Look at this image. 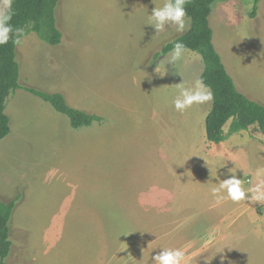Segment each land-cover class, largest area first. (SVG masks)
<instances>
[{"label": "rangeland", "instance_id": "374dc122", "mask_svg": "<svg viewBox=\"0 0 264 264\" xmlns=\"http://www.w3.org/2000/svg\"><path fill=\"white\" fill-rule=\"evenodd\" d=\"M163 3L60 0L62 43L49 46L34 34L20 40L16 51L21 86L63 93L71 107L102 121L74 130L66 117L34 96L22 90L10 95L5 110L10 133L0 141V202L18 200L9 223L11 246L5 264H154L153 257L167 248L183 249L182 264H198L193 254L213 247L190 243L207 236V231L195 229L204 219L216 225V240L224 235L232 241L225 244L229 252L223 264H264V237L253 240L234 226L243 215L242 222L256 223L250 216L263 210L264 201L245 199L249 208L242 212L229 199L217 208L213 200L198 202L195 208L187 205L183 210L191 214L179 217L189 215L194 221L175 230H169L175 214L149 212V191L161 188L166 179L171 191L185 195L180 197L184 201L195 191L214 199L212 189L233 174L240 180L248 174L241 182L249 195L251 184L264 179V162L263 170H257V160L262 164L259 148L251 143L241 142L230 150L235 157L227 154L229 162L215 169L194 171L180 163L176 167L157 154L158 144H152L151 137L163 141L167 132L176 159L183 157L184 142L198 143L199 133L205 138L204 124L194 130L193 122L198 121L196 113L203 117L212 104L194 105L184 113L172 105L173 85L182 77L191 83L202 72L196 53H188L179 66L182 77L171 65L165 66L163 77L155 72L163 57L154 61V53L188 31L178 33L175 26H167L155 33L147 25L152 9ZM253 4L218 2L208 22L213 47L236 89L264 105V0L254 15ZM255 131L251 127L249 133ZM241 154H246L249 170L240 166ZM202 205L209 206L205 213ZM258 227L251 235H257ZM208 255L216 260L208 264H221V255Z\"/></svg>", "mask_w": 264, "mask_h": 264}, {"label": "trees", "instance_id": "16d2710c", "mask_svg": "<svg viewBox=\"0 0 264 264\" xmlns=\"http://www.w3.org/2000/svg\"><path fill=\"white\" fill-rule=\"evenodd\" d=\"M224 0H188L185 5L190 28L182 35L169 39L154 55V61L166 56L176 42L184 43L191 52L200 56L203 69L199 77L210 87L213 100L204 120L206 140L219 144L227 137L255 127L264 136V105L248 99L240 93L227 74L220 56L212 44V30L208 18L212 7ZM259 0H254V15ZM60 0H13L11 24L20 29L18 37L13 33L6 45L0 46V141L10 133V119L6 115V103L11 94L22 90L48 104L56 113L66 117L69 126L78 130L102 121L98 115L71 107L62 93H48L19 84V63L17 60L16 38L34 34L49 46L62 43L63 34L59 30L57 17ZM229 122L227 131L224 126ZM18 198L0 202V264H5L10 253L8 239L9 223Z\"/></svg>", "mask_w": 264, "mask_h": 264}, {"label": "crops", "instance_id": "0c3cea01", "mask_svg": "<svg viewBox=\"0 0 264 264\" xmlns=\"http://www.w3.org/2000/svg\"><path fill=\"white\" fill-rule=\"evenodd\" d=\"M208 112L206 111V113L203 117L201 116V113H196L198 115L197 116L198 121L193 122L194 130H195V128L198 130L201 127L202 123L204 124V120H205V117L208 114ZM249 130L241 131L237 134H233V135L227 137L223 142H221L219 144H212L206 140L205 129H204L205 138L203 137L202 133H199V140H197L198 143L196 141H193L191 143L184 142V144L182 145L184 147L183 148L184 153H183V157L181 159H176L175 157H176L177 153L173 151V148H171V149L169 148V143H168L169 138H168L167 132H166V135L163 137V141H159L158 139L153 138V137H151L150 140H151L152 144H158V145H155L157 154L160 155V153H162L164 155V158H165L164 161L165 162H168V159H170L172 162L175 163L176 167H177L176 163H180V164L184 165V167L186 169L193 168L194 171H196L197 169H215L216 167L223 166L227 162V156H226L227 154L228 155L232 154L231 157H235V155H236L233 151H230V150H233V149L239 147L241 142H242L241 145L251 143L252 147L257 148V149L259 148V152H260L259 155H260V160H261L262 164L259 165V160H257V163H258L257 164L258 165L257 170L258 169L263 170L264 137L262 138L261 135H259L260 134L259 131H255L254 133H249ZM224 132H225V128H224ZM243 134H245V135H243ZM239 136H241V137L245 136V137L243 139L239 140V138H241ZM257 141H258V143L255 144V142H257ZM231 142L233 145L231 144ZM245 155L246 154H241V158L240 159L237 158V160H238L240 166L249 170L248 164H247L248 158H246ZM166 164H168V163H166ZM255 171L256 170H254L253 173H255ZM244 177L249 178L248 174H246L241 178V180ZM247 178H246V180H247ZM249 181L252 182V180H247L246 182H249ZM260 181H264V179H262ZM259 182H255V184L253 182V184H251L252 185L251 188L255 189ZM169 185H170L169 180L166 179L164 182L163 181L161 182V188H156L154 190L151 189L149 191L148 202H147V206L151 207L149 212H151L153 214H161V215L167 214V216H169V214H175V219H174L175 223L174 222L171 223L169 230L178 229L180 226H183L182 224H186V222L189 221L190 219L192 221H194L192 216H189V215H188V217H184V218L179 217V214H191V213L185 212L183 210V209H185L184 206L189 205L190 207L195 208V207H198V205H200V203H202V202H207V201L213 200L212 203H215L214 206L217 208L220 204H223L225 201H227L226 193L221 195V196H224L225 198L221 202H219L220 204H218L216 197H214V199H209L207 197H204L203 196L204 194L201 191L193 192L191 194L190 199L188 201L187 200L184 201L180 197L185 196V195L177 194L173 190L171 191V189L169 188ZM185 202H188V203L186 204ZM198 202H200V203L197 204ZM237 204H238L237 206L239 207V209H241V212L244 211L245 208H249V203L246 204L245 201H243L241 203L237 202ZM246 205L248 207H246ZM207 206L200 207L201 208L200 211L202 213H205L206 209H204V208ZM202 209H204V210H202ZM230 213L235 214L232 210H230ZM245 213H247V211H245ZM195 215H198V214H195ZM241 215H243V214L241 213ZM200 216L204 217L203 214H200ZM243 216H237V218L239 220H241V219L243 220L244 217H246V216H244V217ZM250 217H255L257 222L254 224H251L250 223V222H252L251 220H248L245 222H242V220H241L240 222L237 223L238 226H237V224L234 225L236 227L235 230L240 231V232L243 231V234H247L246 236H248V238H251L253 240H254V238H257V236L258 237H264V208L261 211L259 210L258 213H256V212L252 213ZM176 222H179V223H176ZM257 225L260 226V227H258L259 232L257 233V235H256V233L254 235H251L254 233V230H255L254 227ZM195 227H196L195 229H197V230L207 231V235L209 233H214L216 236V234L218 233L216 230V225H213V223H210L207 219H204L202 221V224L199 223ZM223 237L220 236V239H218V240H216L217 239L216 238L214 240V243L212 245H210L213 247H210V248L205 249V250H199V252H195L193 254L194 259H199L198 264L200 262H201V264H204L206 258H208L210 260L208 262L214 261L216 263V260L212 259V257H210L208 254L210 252L217 253V251H218L217 248L220 245H222L221 249H224L226 243H232V241H230V239H226V236L223 235ZM203 239L204 238L197 237V238H194L193 242H190V243L192 245H194L195 243L196 244L199 243L200 245H202V247H204L203 243H202ZM221 249H219V250H221ZM181 251H183V249H181ZM228 252H229L228 249H224L222 253H217V255H223V257H225L226 255H228ZM202 255H203V257H202ZM201 257H202V259H200ZM189 258H191V255L189 256Z\"/></svg>", "mask_w": 264, "mask_h": 264}, {"label": "clouds", "instance_id": "9594fccd", "mask_svg": "<svg viewBox=\"0 0 264 264\" xmlns=\"http://www.w3.org/2000/svg\"><path fill=\"white\" fill-rule=\"evenodd\" d=\"M187 2L188 0H164L161 7H154L152 9L151 15H148L149 20L147 25L152 26L155 29V33L165 31L167 26H175L178 33L187 31L190 27V18L187 17L185 9ZM12 5L13 0H0V46L6 45L13 39L14 32L17 34V37L21 32L20 29L14 30L11 24L14 14ZM14 43L19 44V38H16ZM190 52L191 50L184 43H174L167 56H162L163 58L155 68V72L163 77L166 74L165 66L171 65L180 75L178 68ZM173 87L176 93L172 98V105L174 110L180 113H184L194 105H202L213 100L210 87L201 77L194 78L191 83L186 82L182 77V81L173 85ZM221 192L226 193V198L233 202H240L245 199H254L257 202L264 201V181H260L256 188L252 190V195H249L248 191L242 187L241 180L233 174L230 178L219 182V187L212 189L213 195L217 198V203L225 198L219 195ZM214 240L215 234L209 233L203 239V246L208 247L212 245ZM224 249L218 250L217 253H222ZM184 259V253L180 249L172 248L162 249L153 257L154 264H182ZM208 261L210 260L206 258L205 264H208ZM223 261L224 257L221 255V264H223Z\"/></svg>", "mask_w": 264, "mask_h": 264}]
</instances>
